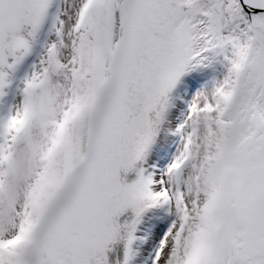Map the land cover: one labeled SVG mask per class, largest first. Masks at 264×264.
Wrapping results in <instances>:
<instances>
[{
  "label": "snow or ice",
  "instance_id": "6c2138e0",
  "mask_svg": "<svg viewBox=\"0 0 264 264\" xmlns=\"http://www.w3.org/2000/svg\"><path fill=\"white\" fill-rule=\"evenodd\" d=\"M0 264H264V0H0Z\"/></svg>",
  "mask_w": 264,
  "mask_h": 264
},
{
  "label": "rangeland",
  "instance_id": "374dc122",
  "mask_svg": "<svg viewBox=\"0 0 264 264\" xmlns=\"http://www.w3.org/2000/svg\"><path fill=\"white\" fill-rule=\"evenodd\" d=\"M217 64L214 66V68L217 66ZM205 70L198 69V70L192 71L189 74H186L183 77H181L180 82L178 83L176 88L171 93L172 106L169 109L168 118H167L168 122L164 126L167 129L168 134L171 131H173L176 128V126L180 123L181 114L186 111L188 103L192 100V98L196 95V93L197 92H204V93L210 92L211 87H212L211 82L206 83L205 86L203 87L200 86L201 77H203L204 75L208 73ZM174 118L176 120V123L178 122L177 124L172 123ZM160 136H161V133H160ZM175 139H177V137L170 135L168 143H167L168 146H166L168 147V149L166 150L169 152V154L171 153V151H174L175 144L173 142L175 141ZM121 175L125 179L126 182H131L133 179H135V174L133 172H129L128 174L121 173Z\"/></svg>",
  "mask_w": 264,
  "mask_h": 264
},
{
  "label": "bare ground",
  "instance_id": "6f19581e",
  "mask_svg": "<svg viewBox=\"0 0 264 264\" xmlns=\"http://www.w3.org/2000/svg\"><path fill=\"white\" fill-rule=\"evenodd\" d=\"M206 72H208L206 75H204L203 77H201V79H200V81H201V87H203V86H205V84L206 83H209V82H211L212 83V81H213V78H215V79H219L221 76H222V74H223V72H224V68L222 67V65L221 64H217V66L214 68V70L213 69H206L205 70ZM187 74H189V73H187ZM196 81V80H195ZM182 82V81H181ZM197 84V83H196ZM207 86V85H206ZM200 88V87H199ZM195 91V90H194ZM198 93V92H197ZM196 93V94H197ZM19 98L17 97V100H18ZM179 112V111H178ZM172 123H176V120H175V118L173 119V121H172ZM178 123V122H177ZM176 123V124H177ZM170 133L168 134L167 133V129L164 127V130L163 131H161V136L159 137V139L157 140V149H159V147L160 146H163L164 147V149H168V147H166V146H168V140H169V137H170ZM176 140V139H175ZM172 142H173V140H172ZM170 145V144H169ZM172 147V146H171ZM175 148V147H174Z\"/></svg>",
  "mask_w": 264,
  "mask_h": 264
}]
</instances>
